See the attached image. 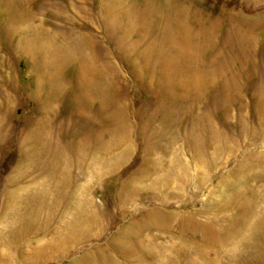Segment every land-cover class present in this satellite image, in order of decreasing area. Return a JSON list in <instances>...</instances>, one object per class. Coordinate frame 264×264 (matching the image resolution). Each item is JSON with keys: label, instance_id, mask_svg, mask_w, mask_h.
Returning <instances> with one entry per match:
<instances>
[{"label": "rangeland", "instance_id": "1", "mask_svg": "<svg viewBox=\"0 0 264 264\" xmlns=\"http://www.w3.org/2000/svg\"><path fill=\"white\" fill-rule=\"evenodd\" d=\"M0 264H264V0H0Z\"/></svg>", "mask_w": 264, "mask_h": 264}]
</instances>
